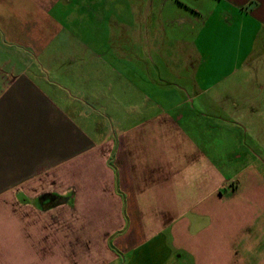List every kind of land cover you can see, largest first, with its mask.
<instances>
[{"label": "crops", "instance_id": "obj_1", "mask_svg": "<svg viewBox=\"0 0 264 264\" xmlns=\"http://www.w3.org/2000/svg\"><path fill=\"white\" fill-rule=\"evenodd\" d=\"M0 264H264V0H0Z\"/></svg>", "mask_w": 264, "mask_h": 264}]
</instances>
